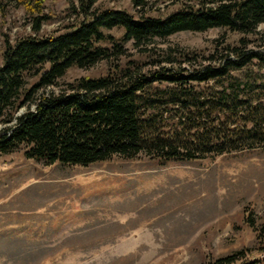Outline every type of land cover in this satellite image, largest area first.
<instances>
[{
	"label": "trees",
	"instance_id": "16d2710c",
	"mask_svg": "<svg viewBox=\"0 0 264 264\" xmlns=\"http://www.w3.org/2000/svg\"><path fill=\"white\" fill-rule=\"evenodd\" d=\"M9 1L25 10L36 33L53 19L45 13L47 0H0L3 18ZM98 1L79 0L77 13L85 19L56 36H27L11 44L5 34L0 126L6 127L0 131V154L25 147L28 158L47 166H89L115 156L193 162L264 149V78L234 75L253 61L264 68V50L232 44L208 55L170 49L160 62L169 64L157 70L119 67L117 75L82 77L61 94H39L72 68L122 56L128 43L144 52L156 40L182 32L255 34L264 25V0H187L193 4L183 3L165 18L101 10L95 8ZM131 2L143 11L149 0ZM113 29L123 31L122 43L104 33ZM108 39L116 50L101 45ZM29 78L38 80L29 87ZM26 106L28 111L17 115ZM247 221L256 233L254 250L264 256V223L258 225L253 215ZM249 251L207 264H259L247 259Z\"/></svg>",
	"mask_w": 264,
	"mask_h": 264
},
{
	"label": "rangeland",
	"instance_id": "374dc122",
	"mask_svg": "<svg viewBox=\"0 0 264 264\" xmlns=\"http://www.w3.org/2000/svg\"><path fill=\"white\" fill-rule=\"evenodd\" d=\"M183 3L193 4L149 0L140 11L131 0H99L95 8L165 18ZM7 10L5 18L0 13V65L5 34L14 44L27 36H56L85 19L77 13L79 0H47L45 13L53 19L36 33L23 8L9 1ZM104 33L122 43V30ZM113 42L101 45L115 49ZM226 44L264 50V25L250 35L182 32L156 40L144 52L128 43L122 56L72 68L39 94H61L82 77L117 75L119 67L157 70L169 64L160 62L170 49L208 55ZM234 75L264 78V68L253 61ZM37 80L29 78L27 86ZM27 111L23 107L17 115ZM25 152L22 147L0 154V264H207L244 249L251 250L248 260L264 264L247 221L253 215L258 225L264 223V149L193 162L115 156L89 166H47Z\"/></svg>",
	"mask_w": 264,
	"mask_h": 264
}]
</instances>
